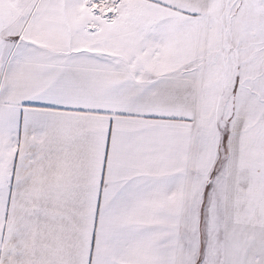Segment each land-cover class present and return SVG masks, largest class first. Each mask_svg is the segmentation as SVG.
<instances>
[{
	"label": "snow or ice",
	"instance_id": "obj_1",
	"mask_svg": "<svg viewBox=\"0 0 264 264\" xmlns=\"http://www.w3.org/2000/svg\"><path fill=\"white\" fill-rule=\"evenodd\" d=\"M0 264H264V0H0Z\"/></svg>",
	"mask_w": 264,
	"mask_h": 264
}]
</instances>
